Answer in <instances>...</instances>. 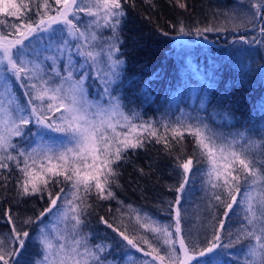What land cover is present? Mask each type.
<instances>
[{
    "label": "snow or ice",
    "instance_id": "1",
    "mask_svg": "<svg viewBox=\"0 0 264 264\" xmlns=\"http://www.w3.org/2000/svg\"><path fill=\"white\" fill-rule=\"evenodd\" d=\"M129 2L0 0V170L11 172L10 164H14L21 173L16 184L18 202L33 196L41 200L47 196L48 202L38 215L23 221V224L37 225L34 240L27 229L17 227V218L11 209L3 213L5 224L11 227L8 239H0V261L3 264H108L103 255L106 246L92 244L90 234L84 231L87 227L85 211L91 207L87 200L93 193L100 200L116 199L112 185L119 186L120 168L130 161L129 150L136 154L137 149L163 145L165 154L171 155L173 149L178 153L172 166L175 182L168 186L172 197L160 201L164 205L160 210L167 221L144 213L140 227L156 234L166 246L165 251L162 253L158 244L141 237L147 245L148 250H145L126 229L121 230L103 216L99 218L127 242V245H119L127 260L131 264H166V261L167 264H190L193 261L194 255L189 253L195 254L200 245L192 238L186 205L196 179L206 176L201 191L206 196L211 191V199L224 207L225 219L230 213L236 215V209H243V219L250 228L244 229L235 239L231 232L225 237L221 234L225 230V219L219 220V227L211 237L205 235L195 264H223L218 258L227 257L225 250L235 247L242 238L254 239L257 245L249 244L243 261L237 256L236 264H264V167L254 165L250 152L256 146L264 150V129H237L226 133L199 114L172 121L168 113H164L160 120H154L145 119L139 112L127 108L120 95L125 64L121 59L120 33L127 18L124 5ZM131 2L134 7V0ZM146 3L155 7L152 0ZM177 3L187 10L185 3L179 0ZM239 7L238 3L236 8L213 16L235 19L231 13ZM251 7L256 10L252 18H259V31L264 36V0L252 3ZM79 13H85L90 19L84 22ZM170 26L177 27L176 24ZM105 30L109 35H104ZM158 30L168 35L163 29ZM178 31L190 34L182 21ZM195 31L199 35L221 29L206 25ZM65 33L67 38L61 35ZM68 38L78 41L74 45L76 54L83 58L79 66L72 62ZM46 40V47L41 48ZM241 40L256 42L243 37ZM54 43L53 50L60 55H44L43 60L39 59ZM65 52L69 54L63 65L66 75H62L58 60ZM45 61H51L49 68L45 67ZM75 71L79 72L77 79H73ZM89 79L100 82L102 91L96 100L88 99ZM67 82L70 87L65 88ZM17 88L22 95L17 93ZM57 112L60 115L56 116ZM217 116L225 121L231 119L229 113H217ZM48 133H59L63 138L56 141L48 137V142H43ZM185 133L192 137L190 143L194 144L190 155L183 153ZM13 136H39L40 142L30 152L21 149L18 155H13L10 150L17 149L12 143ZM202 159L208 164L207 170L200 167ZM137 171L141 176L146 175L143 168ZM0 177V188L7 190L8 176L0 171ZM57 187L59 191L54 192ZM238 196H241L240 201ZM47 214H52L58 223H64L65 228L47 232L43 226ZM136 218L140 221L139 212ZM30 242L36 250L25 261L24 253ZM127 246L151 259L135 257Z\"/></svg>",
    "mask_w": 264,
    "mask_h": 264
},
{
    "label": "trees",
    "instance_id": "2",
    "mask_svg": "<svg viewBox=\"0 0 264 264\" xmlns=\"http://www.w3.org/2000/svg\"><path fill=\"white\" fill-rule=\"evenodd\" d=\"M179 2L185 3L187 10L181 9L177 0H152L155 7L146 3V0H134V7L131 0L124 5L127 18L122 24L120 33V39L123 41L120 44V51L121 59L125 64L120 95L124 98L127 108L139 112L145 119L154 120H160L164 113H168L172 121L199 114L208 119L214 127L226 133L237 129H264V42H261L264 41V36L259 31V18L253 19L251 15L256 11L251 4L258 0H242V2L241 0H179ZM238 3L240 7L236 12L231 13L236 17L235 19L213 16L214 13L228 12L236 8ZM79 15L84 22L90 19L85 13ZM12 19L14 18H9ZM180 21L190 34L184 35L178 31ZM170 24H176L177 27L173 28ZM206 25H216L221 31L196 34L197 27L203 28ZM158 28L163 29L168 35H163ZM61 35L67 38L66 33ZM104 35H109L107 30ZM241 37L256 42L244 43ZM179 38L186 40L178 41ZM59 39L58 36L57 40ZM68 39L72 62L79 66L82 57L76 54L77 49L74 46L78 41ZM46 44L47 40L45 45L40 47L45 48ZM54 48L55 43L39 59L43 60L44 55L59 56ZM68 54L65 52L58 60L62 75H66L63 72V65ZM29 58H32L31 55ZM50 65L51 61H45L46 68ZM73 78H79L78 71L73 73ZM87 84L90 86L89 96L97 99L102 89L100 82L89 79ZM193 89L198 93L194 103L191 101ZM16 91L22 95L18 88ZM199 100H203V107L197 105ZM217 113H229L231 119L222 120ZM55 115L58 116L60 113L57 112ZM213 116H216L215 120L212 119ZM160 131L163 133L164 130L160 129ZM13 140L17 145L13 155H18L21 149L27 152L26 146L22 147L16 136H13ZM190 141L192 137L185 133L183 153L189 155L194 148V144ZM135 152L136 154H133V151L129 150L130 161L123 163L120 168L119 186L112 185L116 199L100 200L93 193L87 200L91 207L85 211L87 227L84 231L90 234L92 244L106 246L103 255L107 258L108 264H131V262L127 260L124 249L119 246L121 243L127 245V242L122 241L115 232L101 223L99 219L101 216L121 230L126 229V233L135 236L145 250H148L147 245L143 244L141 237L158 244L162 253L166 247L156 234L140 227V224L144 222V213L157 217L159 221H167V217L160 210L164 207L160 201L172 197L168 186L175 182L172 166L178 154L177 149H173L172 154L167 155L163 145H149L146 150L137 149ZM250 152L254 165L257 168L264 167V150L256 146ZM149 165L152 167L149 168ZM10 167L11 172L0 170L8 176L7 190L0 188V235L9 233L11 226L5 224L6 218L3 213L11 209L14 217L17 218V227L27 229L34 240L37 225L23 224V221L26 217L38 215L48 206L47 196L44 200L38 196L24 197L18 202L16 184L21 178V173L14 164H10ZM200 167L207 170V162L202 159ZM139 168L144 169L145 176L139 174L137 171ZM204 179L205 177L196 179L189 203L186 205L188 208L186 220L192 229V238L198 240L200 245L195 254L189 253L194 255L190 264H195V257L204 246L205 235L210 238L214 229L219 227V220L225 219L224 207L211 199V191H208L207 196L201 191V183ZM53 191H59V187ZM133 210H136V213ZM236 211V215L230 213L229 218L225 219L222 236L226 237L227 233L231 232L235 239L244 229L250 228L243 219L245 215L243 209ZM137 212L140 214V221H137ZM249 244L255 246L257 241L242 238L235 247L225 250L228 252L227 257L218 259H221L223 264H236V257L239 256L242 262ZM127 247L135 257L151 259V257H143L142 252ZM35 250V246L30 242L26 250L28 257ZM178 255L181 256L180 252ZM0 264H3V261H0Z\"/></svg>",
    "mask_w": 264,
    "mask_h": 264
},
{
    "label": "rangeland",
    "instance_id": "3",
    "mask_svg": "<svg viewBox=\"0 0 264 264\" xmlns=\"http://www.w3.org/2000/svg\"><path fill=\"white\" fill-rule=\"evenodd\" d=\"M185 40H186L185 38H179L178 39V41H185ZM73 79H75V78H73ZM57 83H59V82H57ZM68 87H70V82L65 83V88H68ZM100 91H102V89ZM197 95H198V93L196 92V89H193L192 95H191V101H192V103H194V101L196 100ZM88 99L89 100H96L95 98L90 97V96H88ZM104 103H106V100L104 101ZM197 103H198L197 104L198 106H201V101L200 100ZM29 127L32 128V131H36V128L34 126L31 125ZM25 131H27V128L25 129ZM48 137H52L56 141H59L60 139L63 138V137L60 136L59 133H48L47 136L45 137V140L43 142H48ZM17 140L21 144L22 147L26 146L27 152H30L33 148H35L37 146V142H40L39 136H37V137H27V138L17 137ZM12 143L14 144L13 137H12ZM22 150H24V149H22ZM12 153L15 154V150H12ZM37 167H39V161H38ZM206 178L207 177L205 176V179ZM217 190L219 191V189H217ZM253 195L255 196L256 193H253ZM237 199H238V201H240L241 200V196H238ZM59 203L60 202L58 201V204ZM124 207H126V205ZM53 211H55V209ZM133 211L136 213V210H133ZM43 226L45 227V230L47 232H52L56 228H59L61 230H63L65 228V224L64 223H58L57 219L55 217H53L52 214H47L44 217V225ZM8 234H2V235H0V239L7 240L8 239ZM177 248H178V241H177ZM180 254H181V257H182L183 256V253L180 252ZM28 256L29 255H27L26 252H25L24 253V260L25 261H27L29 259ZM166 264H167V261H166Z\"/></svg>",
    "mask_w": 264,
    "mask_h": 264
}]
</instances>
